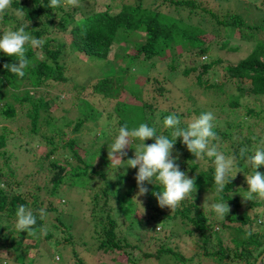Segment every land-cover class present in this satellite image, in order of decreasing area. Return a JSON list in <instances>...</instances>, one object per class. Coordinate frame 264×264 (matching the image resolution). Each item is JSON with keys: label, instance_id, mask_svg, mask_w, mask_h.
<instances>
[{"label": "trees", "instance_id": "trees-1", "mask_svg": "<svg viewBox=\"0 0 264 264\" xmlns=\"http://www.w3.org/2000/svg\"><path fill=\"white\" fill-rule=\"evenodd\" d=\"M49 4L50 0H11V7L24 10L22 19H16L9 11L0 16V28H4L0 36L24 26L33 37L44 41L42 48L26 45V57L31 63L22 78L4 67L16 63V57L0 52V184L6 186L0 188V261L33 264L40 249L50 256L51 251L44 249V241L50 240L54 233L43 234L50 226L64 232V240L74 247L75 232L71 228L75 220L87 223L89 239H95L96 249L102 253L123 249L122 253L128 257L125 249L138 247L133 243L139 242L144 233L148 237L159 233L154 223L163 227L166 218L171 221L179 218L191 226L185 231L196 244L200 261L256 264L264 252V198L241 201V195L246 196L248 188L245 178L253 174L254 169L246 167L242 161L235 167L234 171L239 173L222 193L231 206L230 212L221 220L211 208L213 203L219 202L218 197L212 198L207 213L201 199L207 189L216 194L214 158H195L181 143V138H177L173 155H179L180 170L189 178L195 177L196 192L171 210L159 207L152 195L160 191L159 185L146 184L148 193L137 196L134 179L137 169L109 161L106 150L124 124L132 129L146 123L156 129L157 135L172 138V130L164 126V119L173 113L179 117V111L194 118L209 112L212 103L205 101L206 94L214 99L223 95L227 105L233 108L249 98L263 99L264 39L258 38V33L264 31V5L261 8L251 1V11L243 14L237 4L234 9L223 10L218 9V5H202L198 0H153L149 7H145L142 0H80L79 6L60 0V5L52 8ZM181 10L187 12L185 17L180 14ZM135 33L141 35L143 42L135 45L133 53L116 57L122 62L118 63V70L109 67L99 78L79 87L81 92L90 89V96L88 99L76 97L72 105L75 110H71L76 112V118L66 114L69 109L58 107L69 98L66 90L57 87L67 82L64 59L68 51L75 49L80 61L104 60L115 43L124 46ZM236 41H250L252 47L234 63L217 56L222 51L238 52L240 44ZM182 52L189 59L198 60L184 68L174 83H168L163 72L178 71L177 57ZM15 84H21L20 88ZM43 86L59 90V94H64L62 99H58V95L36 99L30 94L31 89ZM192 91L200 94L197 101L189 97ZM51 103L61 110L59 115L48 112ZM165 106L168 107L164 109ZM247 113L264 123L260 113L252 109ZM5 121L17 127V136L1 124ZM252 121L240 119L235 123L213 124L217 139L212 143L225 156L238 158L242 147L248 149V155L264 150L257 144L262 132L255 135ZM104 125L113 131V137L107 135L111 130L106 131ZM179 127L187 125L180 123ZM153 142L144 141L146 146ZM138 143V139L130 140L124 160L134 156ZM13 148L25 157V162L15 164ZM45 161L51 175L44 173ZM256 171L264 174V167ZM233 174L230 172L229 177ZM96 182L99 186L95 189L92 184ZM90 189L95 190L89 201L91 215L71 218L72 223L67 224L65 207L55 200L60 198L70 204L71 194L75 193L73 200L80 205L84 202L78 197V190ZM242 204L250 211H237ZM18 205H24L36 215V235L17 231ZM41 208L46 212L43 219L39 215ZM140 209L147 216H139ZM52 215L55 224L50 225L45 218ZM228 229L236 236L229 241L231 246L218 235ZM53 244L57 246L59 242ZM167 252L169 250L161 247L156 256ZM72 256L74 264L84 262L76 253L72 252Z\"/></svg>", "mask_w": 264, "mask_h": 264}, {"label": "rangeland", "instance_id": "rangeland-1", "mask_svg": "<svg viewBox=\"0 0 264 264\" xmlns=\"http://www.w3.org/2000/svg\"><path fill=\"white\" fill-rule=\"evenodd\" d=\"M101 1V0H98ZM130 2L133 0H129ZM202 2V5L208 6V7H216L218 5V9H223L227 10V8H236L234 5L237 4L238 8L241 10L243 9L244 13H249L251 11V4L250 2H254L256 6H260L261 8L264 5V0H198ZM153 0H142V3L145 7L151 6V3ZM242 7V8H241ZM101 9V8H100ZM15 9L13 7H9L6 11H9L13 14V16L16 19H22V16L16 15ZM239 11V10H238ZM180 14L182 17H185L187 12L185 10H181ZM263 17H264V12H263ZM3 27L0 28V30ZM4 29V28H3ZM6 32V31H5ZM244 39H249L246 38V36L243 37ZM258 38L264 39V31L261 30L260 33H258ZM248 41V40H247ZM143 38L141 37L140 34L135 33L134 36L129 37V43L124 44V46L120 45L119 42L115 43L111 47V52L110 55L107 59L100 60V61H89V62H84L80 61L78 57L75 55V49L73 51L70 50L66 54V57L64 59L65 61V67H66V77H67V82L62 85L59 84L57 87L59 89L62 87L63 90L67 91V95L69 96L67 103H61L58 107L60 109H69L66 114L68 116H71L72 118H76L75 113L71 110H75L72 105L78 97L79 99H88L90 96V89L86 92H81L79 87L80 86H87L88 83L91 81L99 78L101 73H103L106 69L109 67H115L116 70H118L119 64L122 63L119 62L121 59H117L116 57L119 55H126L133 53L135 51V45L142 43ZM237 43L240 44V50L238 52H233V53H227L225 51L217 53V56H221L225 62H236V60L239 57H242L244 52L248 51L252 46L251 42H239L236 41ZM33 48V47H32ZM127 49V52L125 50ZM116 55V56H115ZM216 53L214 54V56ZM178 63L180 64L178 71L175 72H168L164 71L163 76L167 79L166 81L168 83H174V81L181 77L180 72L186 68V67H191L193 64H196V60L198 59H189L187 57V54L185 52H182L181 54L178 55ZM202 60L204 57L201 58ZM124 63V62H123ZM1 78V74H0ZM177 82V81H176ZM21 83V82H20ZM187 83V81H186ZM17 87L20 88L21 84H15ZM56 86V85H55ZM18 88V89H19ZM149 88V85H146V89ZM21 90V89H20ZM22 90L20 94H22ZM30 94L34 95V97L37 99L38 97L47 95L52 97L53 95L56 96L58 95V99H62L63 95L59 94V90H55L54 88H50L49 86H43L42 88H37V89H31ZM204 95V94H203ZM200 94H197L195 91H192L189 94V97L193 101H197L199 98ZM204 99L206 102H211L210 104V111L214 115V121L213 124L216 125H222L225 122H238L240 119H246L247 121L251 120L254 117H249L250 115L247 113L248 109H252L258 113L262 117H264V98L263 99H252L249 98V100L246 101H241L239 107L233 108L227 105V102L225 101V97L223 95L218 96L216 99L210 98V94L204 95ZM225 103V104H224ZM221 105V106H220ZM168 106H165L167 108ZM53 103L50 104V107L48 109V112L54 114L55 116L59 115L61 113L60 109H57ZM180 116L178 117L180 120V123L183 126L188 125L192 121L194 117L190 116H185V113L179 111ZM54 116V117H55ZM255 120L250 122L253 123L254 126V133L257 135L258 133L262 132L259 138V141L257 144L262 146L264 148V123L261 121H257V118H254ZM2 125H6L8 129L12 132L11 134H14L17 136L15 129L17 127L14 124H10L7 121L2 122ZM106 131H110L109 127L107 128V125H104ZM102 128V129H103ZM237 130V129H235ZM243 133H246V130L242 128ZM237 133H235L236 135ZM107 135H110V137H113V131L111 130L110 132L107 133ZM111 141V140H110ZM47 148H50L49 145L43 144ZM110 149V148H109ZM109 149H105L107 151H110ZM13 156L16 160L15 164L20 165L23 162H25V157H21L17 151L16 148L12 149ZM229 152V150H228ZM32 153L29 154V156ZM230 154V152H229ZM19 155V156H18ZM28 156V157H29ZM34 156V155H33ZM130 159V158H127ZM126 159V160H127ZM27 160V159H26ZM124 160V161H126ZM40 163L43 161H39ZM119 166H123L122 163H117ZM126 164V163H125ZM39 165V164H38ZM117 165V167H118ZM127 165V164H126ZM128 166V165H127ZM264 167V166H263ZM138 170V169H137ZM49 167L47 166V161L44 162V173L52 174V172H48ZM158 185V184H156ZM99 182H96L92 184V187L95 189L98 188ZM91 187V188H92ZM209 187V186H208ZM95 192L90 190H85L80 191L78 190L77 193H79V198L82 199V204H76L73 198H76V194L73 193L71 194L72 199L70 204H66L62 199L57 198L55 200L56 203L59 204V206L65 207V213L68 215L65 217V220L67 224L72 223L71 218L79 219L81 216L83 218H89L91 215V206H90V200H91V195L92 193ZM98 192V191H97ZM216 194L214 192L208 191V189L205 192L204 196H201L202 201H204L202 204L204 205V210L207 208L209 209V204L212 202V198ZM241 201L247 203L248 201L245 200L246 196L241 195ZM201 201V202H202ZM135 208V207H133ZM231 208V206H229ZM207 209V210H208ZM207 210L205 213H207ZM237 211L241 212H247L250 211L244 204L240 205L237 209ZM147 216V213L139 210V216ZM53 215L45 218L46 222H49L50 225L55 224ZM145 218V217H142ZM148 218V217H147ZM141 219V218H140ZM140 219H137L141 221ZM138 222V221H137ZM227 224H231L229 221H225ZM155 225V230L159 231L158 234L152 235V237H148L146 233H144V237L139 241V242H134L133 244H137L138 247L135 249L132 248H126L125 251L129 254L128 257L126 254H123V249L120 251H116L114 253H102V251L96 249L95 247V239L91 237L89 239L91 233L89 232L90 229L88 228V225L85 221H77L75 220L73 222V227L71 228L73 232H75V238H74V247H71L65 240L64 232H60L59 230H53V226L46 227V230H44L43 234L51 231L54 233V236L50 240L44 241L45 246L44 249L50 250L51 254L50 256L47 255V252L43 249L39 250V256H36L35 261L33 264H74L73 261H75V257L72 256V252L76 253L78 256H80L84 262L82 264H212L210 261H207L205 259H202L201 261L197 257V253H199V250L196 246V244L191 240V236L187 234L188 228L191 226L187 222L181 221V219L176 218L174 221L171 220H166L163 222V227L160 225ZM46 226V225H45ZM62 229V228H61ZM77 229V230H76ZM78 232L77 236L76 233ZM219 237H221L224 242H227L229 246L231 244L229 241L233 238H235V233L233 232L232 229L223 230L222 232L218 234ZM76 240H79V242H76ZM54 242H59L57 246H55L53 243ZM84 243L82 245V243ZM165 249L166 251L169 250L167 253H162L160 254L159 257L156 256L160 248ZM59 256V260L56 259V257ZM79 259V258H78ZM131 259V260H128ZM0 264H16L13 262H7V260L3 259L0 261ZM232 264V263H231ZM237 264V263H234ZM238 264H243L242 261L238 262Z\"/></svg>", "mask_w": 264, "mask_h": 264}, {"label": "clouds", "instance_id": "clouds-1", "mask_svg": "<svg viewBox=\"0 0 264 264\" xmlns=\"http://www.w3.org/2000/svg\"><path fill=\"white\" fill-rule=\"evenodd\" d=\"M66 4L79 6L80 0H66ZM59 5L60 0H50V8ZM10 6L11 0H0V16ZM14 11L18 16L25 14L22 8H16ZM43 44L42 39L33 37L24 26L4 32L0 36V52L9 57H16V63L5 64L4 67L18 77H24L25 70L31 63L26 57V45L42 48ZM213 121V113L205 112L193 118L187 127L182 128L179 127L180 120L176 114H170L163 123L166 128L172 130V138L157 135L156 129L146 123H141L132 129L124 124L119 128L118 135L110 146L108 159L115 163H126L127 168L138 169L134 177L138 189L137 196H144L148 193L146 184H158L160 191L153 192L152 195L156 198L159 207H167L172 210L177 208L190 193L196 192L195 177L189 178L185 172L181 171L177 163L179 155H173L175 142L177 138H181V143L195 158L203 159L205 156L214 158V183L219 202L213 203L211 208L221 220H225L230 208L222 193L226 185L239 173L238 170L234 171V169L240 161L246 167L254 169L253 174L245 178L248 185L245 200L264 198V174L256 171L257 168L264 166V150H257L254 155H248V149L242 147L239 151V158L235 155L225 156L224 153L218 151L217 145L212 143L217 139L213 131ZM131 139H138L140 143L136 145L134 156L124 161V157L127 156L126 149L129 148ZM146 140H154V142L146 146L144 143ZM230 172L234 173L231 177H229ZM5 187V185L0 184V188ZM138 203L140 204V202ZM39 215L41 219L46 215L43 208L39 210ZM15 217L16 229L19 233L26 232L30 236L36 235L34 226L37 224V217L32 210L24 205H18ZM56 259L59 260V256Z\"/></svg>", "mask_w": 264, "mask_h": 264}, {"label": "water", "instance_id": "water-1", "mask_svg": "<svg viewBox=\"0 0 264 264\" xmlns=\"http://www.w3.org/2000/svg\"><path fill=\"white\" fill-rule=\"evenodd\" d=\"M256 264H264V252L257 258Z\"/></svg>", "mask_w": 264, "mask_h": 264}]
</instances>
